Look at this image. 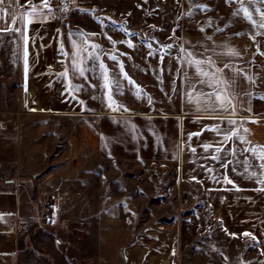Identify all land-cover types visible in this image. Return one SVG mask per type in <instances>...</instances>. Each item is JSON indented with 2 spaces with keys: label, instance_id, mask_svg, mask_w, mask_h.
Here are the masks:
<instances>
[{
  "label": "crops",
  "instance_id": "0c3cea01",
  "mask_svg": "<svg viewBox=\"0 0 264 264\" xmlns=\"http://www.w3.org/2000/svg\"><path fill=\"white\" fill-rule=\"evenodd\" d=\"M115 2L0 3V264H25L30 247L49 248L36 233L23 237L24 222H41L39 212L22 216L20 188L27 185L55 193L56 206L76 209L93 241L94 264H184L185 240L197 225L211 241L205 264L215 257L220 264H264V181L256 171L264 169V2L251 0V23L241 10L236 27L189 16L187 30L176 36L173 26L166 38L158 20L143 13L134 24L133 10ZM104 77L121 104L101 106ZM68 134L66 152L59 136ZM101 160L174 165L177 182L192 186L193 197L184 201L198 210L197 224L149 221L126 180L102 196L100 185L87 187L101 181ZM225 236L253 249L248 261L230 258L217 242Z\"/></svg>",
  "mask_w": 264,
  "mask_h": 264
},
{
  "label": "rangeland",
  "instance_id": "374dc122",
  "mask_svg": "<svg viewBox=\"0 0 264 264\" xmlns=\"http://www.w3.org/2000/svg\"><path fill=\"white\" fill-rule=\"evenodd\" d=\"M115 3V7L133 10L135 19L134 24L138 23L140 20L139 18L142 19L140 14L143 13L145 14V16H143L145 19L153 17L152 20L154 22L158 20L160 26L162 27L161 34L165 38L173 34V26H178V29L174 34L176 36L180 34L181 30H187L189 27V16L197 21H201L202 19L208 21V26L220 23L221 20L226 22V19H228L230 27H236L239 19L238 13L241 10L240 8L244 7V9L247 10V13H249V8L251 7V0L246 1L244 5L240 2V0H236V2L232 3L226 2V0H116ZM190 6L196 7V13H194L193 10V13L191 12L189 14ZM156 10L158 12V16H155L154 18L153 14L156 13ZM240 19H242V17ZM244 20L246 21V16L244 17ZM178 45V40H175L174 47L177 48L179 47ZM101 82L100 96H97L101 106H105L107 103L121 104L122 102L118 99L113 101L114 97H112L110 93L111 83L109 79L104 77ZM106 84L109 87L106 88ZM74 99L81 101V104H88L85 97L74 96ZM57 119L61 120V117L58 116ZM84 120L89 122L93 121L90 116L84 117ZM71 136L72 135L70 134L59 136V143L65 147L66 152H68L69 148L64 145V142L66 137L67 140H69L71 139ZM86 142H88V144H92L91 132L90 135H88ZM66 144H68V142H66ZM71 162H76V160L67 161L68 167L65 169H69V172L74 169L71 168ZM96 164L97 167H100L102 176L101 181L91 180L87 181L86 184L87 187L100 185L102 188L101 196L104 195L108 189H112V185L114 184L116 187L123 184L125 185L123 181L126 180L127 187L131 189V193L134 198L139 201L138 211L141 212L142 216H147L149 221L156 216V220L163 217L170 220L169 222H184L185 220L187 221L192 218L194 223H196L195 214L198 210L196 211V209L187 208L188 202L184 201L187 197H193V191L191 190V192H189V190L192 189V186L188 187V184L186 186L184 183L180 184V182H177L176 176H173L175 173L174 165H166L162 161L151 160L144 161L142 163L134 161L131 166L128 164L124 166L120 161L111 162L109 160L97 161ZM87 167L89 168V166H86L85 168ZM125 168L131 171V176L125 177L123 174L120 176L118 175L120 171ZM232 168L233 170L229 171L237 174L238 172L243 171L242 169ZM250 170V168L244 169L246 172H250ZM256 171L261 173L260 180L263 182L264 179L261 178L264 176V169H257ZM213 172L217 174L221 171L215 170ZM202 173L203 172L200 174ZM257 178H259V176H257ZM197 193L198 196L201 195L199 191ZM54 194L55 193L50 192V190L40 191L35 185H27L26 187L22 186V188H20V195L22 198L21 202L22 204L26 203L25 205H22L24 206L22 216L33 217L36 212H39V217L41 219V222L36 221L35 224L31 225L25 224L24 222L22 228L23 237H27L28 234L33 232L39 235L44 240L46 245H49V248L47 249L43 247L39 249H35L34 246L30 247L31 258L27 259L26 263L24 261V263L94 264V258L90 256L91 249L93 247L91 242L93 241L92 239L90 241L87 240L88 234L81 231V221L75 218L76 213L74 211L76 209H70L66 206H56V198ZM47 199L51 201L52 206L47 216L43 218L41 216V212L43 211L41 201H46ZM24 212L26 214H24ZM184 227L189 228L190 226L187 223ZM185 231L188 230L185 229ZM88 232L94 240L95 230L90 229ZM193 236L194 238L192 240H185L187 244L184 246L185 251H183L181 262L184 264H205V254L209 250L206 244L211 243V241L207 242L206 239H204L206 237L204 227L199 228L198 225L196 226ZM87 242L88 245H86ZM217 242H221L225 252L227 251L230 258L235 256V259L244 260L247 257L248 261V255L253 251V249H248V247L244 248V250L240 242L229 240L226 236L221 241L218 240ZM84 244L89 249L88 255L85 254V251H88V249L86 250ZM218 258L215 257L213 264L215 262H217L216 264L221 263Z\"/></svg>",
  "mask_w": 264,
  "mask_h": 264
},
{
  "label": "snow or ice",
  "instance_id": "6c2138e0",
  "mask_svg": "<svg viewBox=\"0 0 264 264\" xmlns=\"http://www.w3.org/2000/svg\"><path fill=\"white\" fill-rule=\"evenodd\" d=\"M226 2L232 3V2H236V0H226ZM240 2L243 3V0H240ZM261 2H264V0H261ZM0 3H3V0H0ZM26 3H27V0H26ZM40 3H41V5H42L44 8H48V7H49V0H40ZM241 11L245 13L246 18H247V19L249 20V22L251 23V22H252V18H251V15H249V14L247 13V10L242 8ZM36 14H37V9H36L35 7H33V8L31 9V11L29 12V15L34 16V15H36ZM261 16H262V22H261V24H260V27H261V28H264V12L261 13ZM28 22L30 23L31 21H28ZM121 67H122V66H121ZM201 74H202V73H201ZM107 87H109V86L106 84V88H107ZM215 98H216L218 101H220L221 104H223V103L225 102V100L222 99L221 96H220L218 93L215 94ZM228 139H230V136H229V135H225V140H228ZM208 147H210V146H206V149H207ZM261 158L264 159V155H262ZM229 182L231 183V181H229ZM245 235H247V234H245Z\"/></svg>",
  "mask_w": 264,
  "mask_h": 264
},
{
  "label": "built area",
  "instance_id": "2783aa9c",
  "mask_svg": "<svg viewBox=\"0 0 264 264\" xmlns=\"http://www.w3.org/2000/svg\"><path fill=\"white\" fill-rule=\"evenodd\" d=\"M60 1L62 2L63 6L67 7L73 5L75 0H60ZM41 204L43 208V211L41 212V216L45 218L52 206V203L49 199H47L46 201H41Z\"/></svg>",
  "mask_w": 264,
  "mask_h": 264
},
{
  "label": "water",
  "instance_id": "95a60500",
  "mask_svg": "<svg viewBox=\"0 0 264 264\" xmlns=\"http://www.w3.org/2000/svg\"><path fill=\"white\" fill-rule=\"evenodd\" d=\"M38 176H39V174H35L33 177H34V178H37Z\"/></svg>",
  "mask_w": 264,
  "mask_h": 264
},
{
  "label": "trees",
  "instance_id": "16d2710c",
  "mask_svg": "<svg viewBox=\"0 0 264 264\" xmlns=\"http://www.w3.org/2000/svg\"><path fill=\"white\" fill-rule=\"evenodd\" d=\"M170 221V220H169Z\"/></svg>",
  "mask_w": 264,
  "mask_h": 264
}]
</instances>
